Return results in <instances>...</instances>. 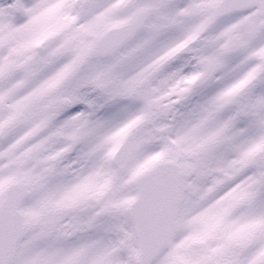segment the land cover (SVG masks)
<instances>
[{
    "label": "snow or ice",
    "instance_id": "6c2138e0",
    "mask_svg": "<svg viewBox=\"0 0 264 264\" xmlns=\"http://www.w3.org/2000/svg\"><path fill=\"white\" fill-rule=\"evenodd\" d=\"M0 264H264V0H0Z\"/></svg>",
    "mask_w": 264,
    "mask_h": 264
}]
</instances>
